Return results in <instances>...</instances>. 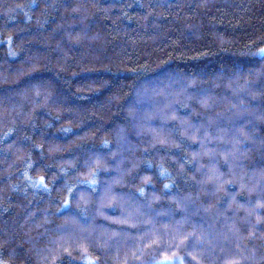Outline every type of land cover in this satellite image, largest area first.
Here are the masks:
<instances>
[{
  "label": "trees",
  "instance_id": "obj_1",
  "mask_svg": "<svg viewBox=\"0 0 264 264\" xmlns=\"http://www.w3.org/2000/svg\"><path fill=\"white\" fill-rule=\"evenodd\" d=\"M262 47L264 0H0V264H264Z\"/></svg>",
  "mask_w": 264,
  "mask_h": 264
},
{
  "label": "snow or ice",
  "instance_id": "obj_2",
  "mask_svg": "<svg viewBox=\"0 0 264 264\" xmlns=\"http://www.w3.org/2000/svg\"><path fill=\"white\" fill-rule=\"evenodd\" d=\"M260 53L264 54V48L260 49ZM93 183H95V181H93ZM168 185H165V188H167ZM141 192H143V189L140 190ZM166 260L169 261V264H172L173 258L171 257H165ZM159 264V262H158ZM181 264H183V262L181 261Z\"/></svg>",
  "mask_w": 264,
  "mask_h": 264
},
{
  "label": "rangeland",
  "instance_id": "obj_3",
  "mask_svg": "<svg viewBox=\"0 0 264 264\" xmlns=\"http://www.w3.org/2000/svg\"><path fill=\"white\" fill-rule=\"evenodd\" d=\"M262 48H264V47H262ZM262 48H261V49H262Z\"/></svg>",
  "mask_w": 264,
  "mask_h": 264
}]
</instances>
